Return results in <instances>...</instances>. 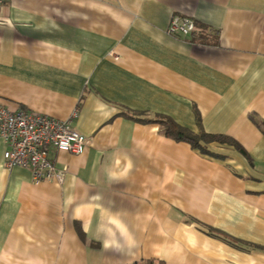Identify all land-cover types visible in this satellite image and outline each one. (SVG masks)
I'll return each mask as SVG.
<instances>
[{
  "label": "crops",
  "instance_id": "obj_1",
  "mask_svg": "<svg viewBox=\"0 0 264 264\" xmlns=\"http://www.w3.org/2000/svg\"><path fill=\"white\" fill-rule=\"evenodd\" d=\"M0 106L86 140L36 183L0 138V264H264V0H2Z\"/></svg>",
  "mask_w": 264,
  "mask_h": 264
},
{
  "label": "built area",
  "instance_id": "obj_2",
  "mask_svg": "<svg viewBox=\"0 0 264 264\" xmlns=\"http://www.w3.org/2000/svg\"><path fill=\"white\" fill-rule=\"evenodd\" d=\"M2 0H0V3ZM195 30V21L187 16H174L167 28L171 34L187 35ZM74 116L71 114L70 118ZM70 118L60 120L25 110L0 106V138L6 148L3 165L29 168L34 182H61L64 172L48 157L51 148L78 154L86 143L84 136L71 127Z\"/></svg>",
  "mask_w": 264,
  "mask_h": 264
},
{
  "label": "trees",
  "instance_id": "obj_3",
  "mask_svg": "<svg viewBox=\"0 0 264 264\" xmlns=\"http://www.w3.org/2000/svg\"><path fill=\"white\" fill-rule=\"evenodd\" d=\"M22 110V109H21ZM126 116H129L131 118H134L138 121L143 122H154L159 125V128L163 135L172 138L176 141H186L191 144L193 148H198L202 153H207V149L204 144H207L211 141H218V142H227L231 143L232 140L225 135H215V134H209L201 130V127L198 129V132L195 133L191 130H189L186 127H183L173 120H171L169 117L164 115H154L152 117L146 116L145 112H125ZM195 120L197 124L200 126L199 121L200 117L197 113H195ZM203 142V145L201 144ZM210 233L212 235L218 236L220 238H224V240L231 241L230 238H226L227 236L223 235V233L214 230L209 229ZM234 243V242H231ZM131 264H164L162 260H154L149 259L144 262H135Z\"/></svg>",
  "mask_w": 264,
  "mask_h": 264
}]
</instances>
